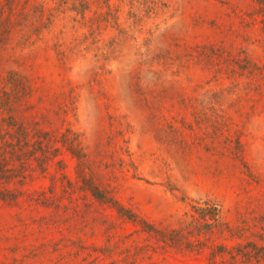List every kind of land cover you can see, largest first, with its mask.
<instances>
[{"label": "rangeland", "instance_id": "obj_1", "mask_svg": "<svg viewBox=\"0 0 264 264\" xmlns=\"http://www.w3.org/2000/svg\"><path fill=\"white\" fill-rule=\"evenodd\" d=\"M0 264H264V0H0Z\"/></svg>", "mask_w": 264, "mask_h": 264}, {"label": "trees", "instance_id": "obj_2", "mask_svg": "<svg viewBox=\"0 0 264 264\" xmlns=\"http://www.w3.org/2000/svg\"><path fill=\"white\" fill-rule=\"evenodd\" d=\"M206 208L198 209L201 211L202 219L205 221L206 226H210L212 224L209 223V220H213L214 222H218L217 216L219 215L218 207L206 202Z\"/></svg>", "mask_w": 264, "mask_h": 264}]
</instances>
